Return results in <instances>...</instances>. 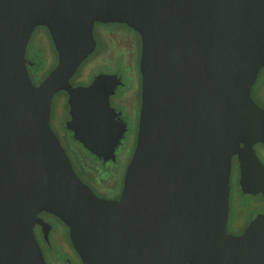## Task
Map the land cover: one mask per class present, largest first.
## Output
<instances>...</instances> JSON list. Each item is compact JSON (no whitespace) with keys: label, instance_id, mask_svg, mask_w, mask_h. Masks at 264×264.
I'll return each instance as SVG.
<instances>
[{"label":"water","instance_id":"95a60500","mask_svg":"<svg viewBox=\"0 0 264 264\" xmlns=\"http://www.w3.org/2000/svg\"><path fill=\"white\" fill-rule=\"evenodd\" d=\"M95 24L140 37L141 105L118 201L75 174L50 127L67 95L66 128L103 161L126 126L109 105L120 79L70 80L94 52ZM45 28L56 64L34 85L25 54ZM264 0H0V264H45L34 236L54 216L82 264H264V215L227 233L232 159L243 194L264 197Z\"/></svg>","mask_w":264,"mask_h":264},{"label":"flooded vegetation","instance_id":"af4514ba","mask_svg":"<svg viewBox=\"0 0 264 264\" xmlns=\"http://www.w3.org/2000/svg\"><path fill=\"white\" fill-rule=\"evenodd\" d=\"M110 25L124 27L129 31V33H127L129 36L128 42L126 44H113L111 49L112 57L102 59V62L106 66L115 68L119 72L116 74L112 72L108 74H115L121 81V84L116 87L115 92L109 97V105L116 113V120L126 126V131L119 143L114 146V158L103 161L102 158L94 156L80 143L74 140L72 132L66 128L69 115L62 125L58 123V132L52 131L65 150L77 177L88 186L98 198L118 201L123 189L124 173L134 151L137 138L141 105V77L139 73L141 42L139 35L124 25L95 24L93 36L96 41V47L94 52L83 63L88 62L99 52H97L96 31L98 33V39H104V33L108 32L105 28ZM98 27L103 29H97ZM37 29L43 30L44 28L38 27L35 31ZM80 71L81 70L77 71L70 80L73 87L90 85L97 76H94L88 83L83 84L81 81L82 79L79 78ZM73 79H75L76 83L71 82ZM31 80L34 85L40 83L39 81L35 84L32 77ZM58 100L61 105L66 101V107L68 108L67 95L65 93H58ZM255 146L264 148L262 144ZM255 152L260 161L264 164V153L260 154L256 150ZM233 177L236 179V194L231 193V179ZM238 179V165L234 157L232 159V169L229 180L230 192L227 220V233L232 236L241 235L250 221L257 215H264V197L260 194L254 196L243 194L238 186ZM239 194L249 199L243 205H239L238 203ZM247 212H249V215H247ZM38 217L50 226L47 239L44 238L40 225L36 224L33 228L34 236L41 249L45 264H82L70 243L69 229L66 225L56 217L44 212L40 213ZM54 221L56 223L55 227L52 225Z\"/></svg>","mask_w":264,"mask_h":264},{"label":"rangeland","instance_id":"374dc122","mask_svg":"<svg viewBox=\"0 0 264 264\" xmlns=\"http://www.w3.org/2000/svg\"><path fill=\"white\" fill-rule=\"evenodd\" d=\"M97 29H103L101 27H98ZM108 32L104 33V39L99 40L98 39V33L96 31L95 37L97 39V55L92 57L88 62L81 64L79 70V78L82 79V83L86 84L88 83L94 76L99 75L100 73H119L115 68H110L106 66L102 59L106 57H112V45L113 44H126L128 42L129 36L127 33L129 31L124 27L119 26H108L105 28ZM101 41V42H100ZM103 50V51H102ZM25 57L27 60H33L36 63H38V67H30L29 72L30 75L33 77V74L38 70L40 67V72L38 73V76L36 78L33 77L34 83L37 84L39 81L43 80L49 72L54 68L56 64V54L53 51L52 43L49 37L48 32L45 31V29H37L34 30L28 45L26 49ZM78 70V71H79ZM114 74V75H115ZM110 75V74H109ZM264 75V73H263ZM263 75H258L257 81L261 82V79H263ZM72 83H76L75 79L71 81ZM263 93H264V87H263ZM64 95V94H63ZM62 95V96H63ZM65 98V95H64ZM256 104L264 109V99L261 101L259 99H255ZM65 103H61L58 100V95L54 96L52 105H51V124L50 127L53 131L58 132V123L62 125L68 116V108L66 107V101ZM66 146V145H65ZM255 150L263 154L264 148L255 146ZM72 158V157H71ZM236 179L233 177L231 179V193L236 194ZM249 199L243 197L241 194L238 195V203L239 205H243L245 202H247ZM247 215H249V212H247ZM52 225L55 227L56 223L55 221L52 222Z\"/></svg>","mask_w":264,"mask_h":264},{"label":"trees","instance_id":"16d2710c","mask_svg":"<svg viewBox=\"0 0 264 264\" xmlns=\"http://www.w3.org/2000/svg\"><path fill=\"white\" fill-rule=\"evenodd\" d=\"M45 29V28H44ZM46 31V29H45ZM47 32V31H46ZM53 47V45H52ZM53 51H54V48H53ZM55 53V51H54ZM56 54V53H55ZM29 62L32 63V66L34 67H38V63H36L35 61L33 60H29ZM32 66H28V71L30 69V67ZM40 67L38 68V70L33 74V77L36 78L38 76V73L40 72ZM264 73V69L260 71L259 75H263ZM30 74V72H29ZM31 76V75H30ZM32 77V76H31ZM32 77V78H33ZM263 79H261V82H258V83H255V85L252 87V90H251V97L252 99L255 101V99H259V100H263L264 99V93H263V87H264V75L262 76ZM34 81V80H33ZM58 95V94H57ZM256 102V101H255Z\"/></svg>","mask_w":264,"mask_h":264}]
</instances>
